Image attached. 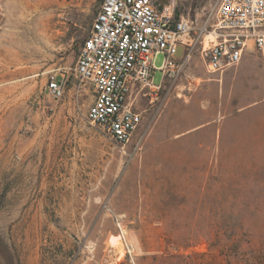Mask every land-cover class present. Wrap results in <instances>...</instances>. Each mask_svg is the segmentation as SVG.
Listing matches in <instances>:
<instances>
[{
  "label": "rangeland",
  "instance_id": "rangeland-1",
  "mask_svg": "<svg viewBox=\"0 0 264 264\" xmlns=\"http://www.w3.org/2000/svg\"><path fill=\"white\" fill-rule=\"evenodd\" d=\"M172 1L190 37L218 2ZM99 5L0 0V264H264V56L208 86L194 43L157 99L132 94L142 122L122 145L87 119L75 72Z\"/></svg>",
  "mask_w": 264,
  "mask_h": 264
},
{
  "label": "built area",
  "instance_id": "built-area-1",
  "mask_svg": "<svg viewBox=\"0 0 264 264\" xmlns=\"http://www.w3.org/2000/svg\"><path fill=\"white\" fill-rule=\"evenodd\" d=\"M193 28V20L177 14L172 0H102L75 63V72L91 86L89 122L115 142L128 143L142 122L131 94L152 103L184 69L196 42L211 74L238 65L247 51L264 56V0H218L212 18L190 37ZM179 46L188 53L176 56ZM157 54H163L159 66L154 64ZM156 69L162 73L157 84L152 80ZM46 89L60 98L64 82L52 76Z\"/></svg>",
  "mask_w": 264,
  "mask_h": 264
},
{
  "label": "crops",
  "instance_id": "crops-1",
  "mask_svg": "<svg viewBox=\"0 0 264 264\" xmlns=\"http://www.w3.org/2000/svg\"><path fill=\"white\" fill-rule=\"evenodd\" d=\"M191 51H192V48L190 49V52H189V56H188V58L191 56ZM182 54H183V52H182ZM187 58V59H188ZM242 61V60H241ZM236 68L237 67H229V68H227L226 70H224L222 73H219L220 74V77H217V76H209V77H207L206 78V80H208V82H204L203 84L204 85H208V86H211V85H213V80L214 79H216V80H218V81H220V84H224V83H226V82H228L229 80H231V79H233V78H236L233 74H234V71L236 70ZM220 78V79H219ZM134 94H135V96H134V98H136V97H138V95L136 96V93L135 92H133ZM132 93V94H133ZM132 94H131V96H130V99L132 100ZM210 100L212 99V97L211 98H209ZM134 108L135 109H137L135 106H134ZM138 110V109H137ZM220 114H221V112H220ZM213 122L212 121H209V122H205V123H202V124H195L194 125V127H192L191 129H190V131L191 130H193V131H195V130H197V129H199V127L200 126H206V125H210V124H212Z\"/></svg>",
  "mask_w": 264,
  "mask_h": 264
},
{
  "label": "trees",
  "instance_id": "trees-1",
  "mask_svg": "<svg viewBox=\"0 0 264 264\" xmlns=\"http://www.w3.org/2000/svg\"><path fill=\"white\" fill-rule=\"evenodd\" d=\"M100 2L102 1V0H99Z\"/></svg>",
  "mask_w": 264,
  "mask_h": 264
}]
</instances>
